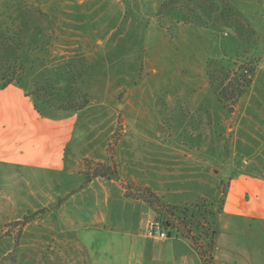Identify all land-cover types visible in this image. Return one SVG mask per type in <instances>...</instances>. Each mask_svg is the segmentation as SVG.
Wrapping results in <instances>:
<instances>
[{
  "label": "rangeland",
  "instance_id": "obj_1",
  "mask_svg": "<svg viewBox=\"0 0 264 264\" xmlns=\"http://www.w3.org/2000/svg\"><path fill=\"white\" fill-rule=\"evenodd\" d=\"M184 1L197 9L189 12L191 24L174 19L176 0H0V20L1 26L38 27L33 37L45 42L44 51H32L31 65L42 70L39 57H47L57 68L56 82L87 95L90 104L67 149L69 166L79 160L92 172L104 162L94 158L108 160L115 148L123 173L151 185L164 181L161 190L175 198L215 202L207 207L214 212L221 199L224 210L242 213H254L251 202H259L263 213L264 186L242 189L235 179L250 160L249 172L264 177V41L230 0ZM245 49L261 60L254 83L230 113L210 74L221 76ZM27 72L28 89L45 70ZM8 174L0 175V264H87L67 234L60 242L51 230L61 223L47 210L58 204L43 208L28 196L45 176L35 174L28 185ZM260 223L248 218L231 227L255 257L262 252L258 237L264 245Z\"/></svg>",
  "mask_w": 264,
  "mask_h": 264
},
{
  "label": "crops",
  "instance_id": "obj_2",
  "mask_svg": "<svg viewBox=\"0 0 264 264\" xmlns=\"http://www.w3.org/2000/svg\"><path fill=\"white\" fill-rule=\"evenodd\" d=\"M230 1L264 41V0ZM41 51L44 50L36 52L41 54ZM24 83L11 84L6 88L0 86V175L9 173V177L15 176L28 185L35 174L45 176V182H40L37 190L29 189L28 196L37 199L43 208H47L45 204H58L56 208L47 210L48 215L61 223L59 229L54 227L56 232L51 229L57 241L71 238L78 250L84 253L87 264H205L191 239L177 235L157 239L147 235L146 225L157 213L149 203L129 196L132 191H128L125 182L152 186L151 189L166 204L193 202L175 198L170 189L161 190L164 181L151 185L133 173H123L116 160L117 152L118 180L98 176L85 183V168L79 160L75 165L67 164V149L74 139L78 117L84 109L64 112L44 107L40 110L29 93L31 83H28V89ZM104 148L108 157L107 145ZM86 157L93 159L90 155ZM94 159L107 161L104 156ZM250 163L253 161L242 167V174L235 179L242 189L264 186V177L249 172L247 167ZM190 167L194 169L193 165ZM251 203V208H258L254 213L226 211L224 206L222 211L216 212L215 264H264V245L260 237L256 242L262 252L255 257L249 253L247 245L244 247L247 242H243L237 230L231 229L252 218L261 222L264 232V212H259V202ZM32 210L36 212L38 209Z\"/></svg>",
  "mask_w": 264,
  "mask_h": 264
},
{
  "label": "trees",
  "instance_id": "obj_3",
  "mask_svg": "<svg viewBox=\"0 0 264 264\" xmlns=\"http://www.w3.org/2000/svg\"><path fill=\"white\" fill-rule=\"evenodd\" d=\"M176 1L179 4V8L174 7V9H170L174 19H177L179 22L185 21V23H190L188 20L189 12L192 11L194 14L197 9H193L184 0ZM233 10L239 13L237 9L233 8ZM1 23L2 21L0 20V86L2 88H6L11 84L22 85L23 82L26 83V76L29 74L27 72L28 69L34 70L35 73H39L44 69V74H37L34 77L29 92L34 97L35 105L38 109L42 110V108L46 107L64 112H72L87 108L90 102L87 100L86 94H79V92L75 91V87L70 84L63 86L59 82H56L54 76L57 74L55 70L57 68L50 64L47 57H39L42 60L41 62H43L42 70L34 69V65H31V62L32 64L35 62L32 58L30 59V56L34 55L38 49L43 50L42 47L45 43H40L36 36L33 37L38 27L25 22H23L25 24L20 28L14 27L11 24L1 26ZM32 51H35V53ZM235 57V60H228L221 76L215 77L214 73L210 74L211 80L218 82L219 100L230 113L236 110L237 105L254 83L257 67L261 60L260 57L251 55L248 49L243 50V52L237 51ZM39 58L37 57V59ZM28 63H30L29 67L31 68L28 67ZM65 70L68 73L73 68L71 70V68L68 69L67 67ZM75 96L80 97L78 100H81V102H76ZM83 98L86 99L83 100ZM114 149H109L108 160L96 163L92 172L89 169L91 168V164H88L89 168L85 170V183L98 176L119 179L118 164L115 160L116 149ZM125 186L129 192L132 191L129 196L135 199H142L154 208L157 213L156 217L164 220L168 228H171L169 230L170 236L176 229L177 236L192 240L196 251L205 264H215L216 232L213 217L216 212L211 208H207L214 205L215 202L209 204L206 200L205 202L180 207L178 205L166 204L162 197L150 187L127 181L125 182ZM222 195L225 196L226 193L223 191ZM223 204V199L218 201L217 212L223 210ZM163 210H165V213ZM26 218L28 219L27 221L31 219L29 216Z\"/></svg>",
  "mask_w": 264,
  "mask_h": 264
},
{
  "label": "built area",
  "instance_id": "obj_4",
  "mask_svg": "<svg viewBox=\"0 0 264 264\" xmlns=\"http://www.w3.org/2000/svg\"><path fill=\"white\" fill-rule=\"evenodd\" d=\"M164 220H161L157 217H153L149 220L146 225V233L151 238L157 239H167L170 237L168 226L164 223Z\"/></svg>",
  "mask_w": 264,
  "mask_h": 264
}]
</instances>
